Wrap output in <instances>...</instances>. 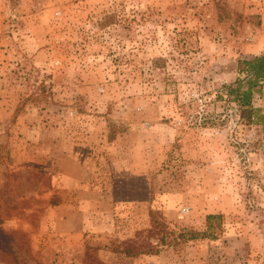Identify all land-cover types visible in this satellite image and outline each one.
<instances>
[{
	"label": "rangeland",
	"instance_id": "374dc122",
	"mask_svg": "<svg viewBox=\"0 0 264 264\" xmlns=\"http://www.w3.org/2000/svg\"><path fill=\"white\" fill-rule=\"evenodd\" d=\"M262 51L264 0H0V264H244L264 85L253 123L215 88Z\"/></svg>",
	"mask_w": 264,
	"mask_h": 264
},
{
	"label": "trees",
	"instance_id": "16d2710c",
	"mask_svg": "<svg viewBox=\"0 0 264 264\" xmlns=\"http://www.w3.org/2000/svg\"><path fill=\"white\" fill-rule=\"evenodd\" d=\"M109 15H106V19L109 20ZM238 70L236 77L231 81H222L215 88L216 95L215 99H223L229 105H232L238 111V118L245 123H253L260 121L263 116L259 113V110L253 107L252 98L255 93H260L264 85V51L255 54L249 58H242L238 60ZM51 203H55V198L50 199ZM16 207V202L10 203L4 207V209H13ZM221 214L220 213H207L205 215L206 220V230L195 231L191 229H186L182 235H186V238L200 237H214L216 234V229L221 226ZM156 224L164 226V222H161L157 218L153 219ZM2 218L0 217V223ZM166 227V226H165ZM151 229H148L150 232ZM14 236L20 237L19 232L10 231ZM170 232V231H168ZM127 246L121 250L126 254H138V253H156L157 248L153 247L150 243L142 242L137 250H133L132 242H136L135 239H127ZM118 248V247H117ZM112 249L117 251L118 249ZM91 246H86L85 254L87 257H91Z\"/></svg>",
	"mask_w": 264,
	"mask_h": 264
},
{
	"label": "crops",
	"instance_id": "0c3cea01",
	"mask_svg": "<svg viewBox=\"0 0 264 264\" xmlns=\"http://www.w3.org/2000/svg\"><path fill=\"white\" fill-rule=\"evenodd\" d=\"M261 40V39H260ZM250 238L246 236V234L244 235V238ZM261 253V256H256L255 254H259ZM233 254V253H232ZM246 254L248 255V257L250 258H242V260H244V264H255L257 262V264H264V246H257L255 247V245H247L246 248ZM259 257V258H257ZM232 260V261H231ZM230 261L231 262H227L226 264H236L235 262H237V264H243V262H241V259H236L235 261H233V256H230Z\"/></svg>",
	"mask_w": 264,
	"mask_h": 264
}]
</instances>
